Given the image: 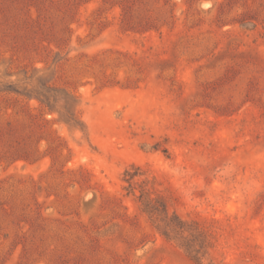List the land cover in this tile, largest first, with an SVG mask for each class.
<instances>
[{
	"label": "rangeland",
	"instance_id": "374dc122",
	"mask_svg": "<svg viewBox=\"0 0 264 264\" xmlns=\"http://www.w3.org/2000/svg\"><path fill=\"white\" fill-rule=\"evenodd\" d=\"M39 77L84 129L0 92V264H264V0H0V91Z\"/></svg>",
	"mask_w": 264,
	"mask_h": 264
},
{
	"label": "trees",
	"instance_id": "16d2710c",
	"mask_svg": "<svg viewBox=\"0 0 264 264\" xmlns=\"http://www.w3.org/2000/svg\"><path fill=\"white\" fill-rule=\"evenodd\" d=\"M42 78H38L39 87H33L32 90L21 92L14 88H7L0 92L7 94H14L21 96L28 104L31 100H36L39 106L46 111L47 114H57V122L62 123L70 128L83 132V123L77 116L75 111L76 102L72 95L67 92H60L46 83H40ZM32 80V79H30ZM27 108V107H26ZM29 111V108H28ZM24 159V157H20ZM124 176L129 183V189L132 188L133 180L139 176L138 171H126ZM145 183L138 196V203L141 211L148 217L152 227L163 236L167 241H173L175 238L172 234L181 235L185 232V227L188 226L185 222L179 220L175 215L169 216L167 211V202L163 197L154 195L151 188H147ZM193 242L198 243L201 248H210V241L206 236L196 227L194 228ZM196 245V246H198ZM188 258L195 264H199L197 254L198 250L194 249L188 251L186 248ZM194 253V254H193Z\"/></svg>",
	"mask_w": 264,
	"mask_h": 264
}]
</instances>
